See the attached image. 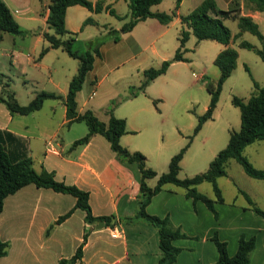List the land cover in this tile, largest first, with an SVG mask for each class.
<instances>
[{
  "label": "crops",
  "instance_id": "0c3cea01",
  "mask_svg": "<svg viewBox=\"0 0 264 264\" xmlns=\"http://www.w3.org/2000/svg\"><path fill=\"white\" fill-rule=\"evenodd\" d=\"M119 1L91 0L90 2L93 5L103 2L104 7L109 6L121 17L115 7ZM204 1L182 0L175 17L169 24H162L157 19H147L135 26L131 32L121 34L118 41L113 39L112 43L115 46L111 56L115 57L116 65H113V69H108L109 64H107V71L103 65L100 67L106 56L103 51L104 60L99 61V57H96L94 68L87 74L82 90L77 95L79 114L90 110L100 121L108 123L112 111L117 118L125 119L129 133L121 137V144L131 152L144 153L147 156L148 166L158 175L168 172L167 166L169 170V163L177 152L172 148L181 144L178 139L181 134H177L178 138H175L174 127H166L165 121H160L158 114L144 106L142 100L138 101L140 97L147 96L154 82L145 92L138 91L144 79L143 72L148 68L142 67V60L148 57L146 56L148 50L159 58L158 67L167 59H172L180 46L181 30L183 28L189 30L182 22V17L189 15ZM214 1L220 10L237 11L240 16H249L254 21L264 14L247 8L243 0ZM4 2L20 25L22 34H26L27 31L18 20L40 24L37 29L31 30L36 38L34 48H39L42 44L43 48L48 47L49 43L45 40L44 33H53L47 25L50 0H40V5L35 7L34 15L28 7L29 10L25 9L23 12L19 9L20 6H29L27 4L32 0ZM126 3L128 5L127 1ZM162 5H165L164 8ZM175 7L174 0H164L159 5L153 6L152 11L170 14ZM101 13L113 16L106 10ZM101 13L91 12L79 5L70 7L66 13V28L76 33V39L80 40V35L89 26L98 25L97 19ZM77 17L79 23L71 27V22ZM89 18L93 22L84 25ZM123 25L117 26L116 29L111 28L108 33L119 31ZM6 34L9 33L0 32V40H3ZM171 34L175 36V42L172 36L169 40H165V37ZM93 35L90 33L91 38L87 40L97 38ZM193 36L191 34L189 40ZM127 37L130 38L129 47L134 53H131L130 57H126L125 54V60L121 62L122 57L118 55L124 54L128 49L125 43ZM159 39L171 43L169 51L164 52L162 46H160L162 51L157 47L156 43ZM44 42L48 45H44ZM217 45H215L217 47L215 59L226 48L220 43ZM89 49L90 46L85 53ZM77 52L83 54L79 49ZM171 52L173 56L170 55ZM53 53H56L58 55L56 57L60 59L63 55L61 53L66 52L62 49H50L41 59L18 50L10 51L8 55L11 57L12 73L19 72L26 76L28 82L38 83V72L47 71L50 73V80L58 89V93H54L66 97L69 84L76 75L79 64L73 71L71 70L67 77L68 82L65 81L62 85L61 82L54 80V74L60 71L59 68H56L55 64L50 65L48 60L49 55ZM126 62H132L128 75L130 72L131 75L136 74L138 83L124 81L120 88H117L118 84L127 78V75L120 73ZM181 64L186 62L173 63L169 69ZM30 68L34 69L35 73L31 74ZM2 75L5 76L3 73ZM203 77H206L204 73L200 75V78ZM105 85L111 88L112 94L102 102L99 94ZM0 91H2L1 87ZM33 99L32 97L30 102ZM136 101L139 104H135ZM123 105H127L125 109L122 108ZM111 106L112 110L109 109ZM88 131L85 122L68 125L67 107L62 99L47 100L40 110L29 115L12 114L4 103H0V145L6 148L11 157L16 160L31 158L33 168L37 172H41L42 169L54 172L57 181L88 192L93 216L112 218L110 225L104 221L90 224L86 221L85 211L75 209L74 196L58 193L50 188H39L34 184L26 185L4 200L3 212L0 214V238L3 242H8L10 247L7 255L0 258V264H60L61 260L72 259L82 244H84L83 257L76 264H159L164 252L160 246L161 236L158 228L143 219H136L142 199V174L138 164L121 160L111 148L110 142L99 134L94 135L88 144L73 148V144L86 136ZM143 131L145 137L141 142L131 137ZM181 139L185 138L181 137ZM183 142L185 143V140ZM156 149L160 151L156 152ZM254 181L257 182L253 183L264 185V180L254 179ZM157 182L158 177L146 180L150 188H154ZM203 184L198 186V190ZM248 192L245 191L257 205L254 195ZM243 197L246 199L244 195ZM211 199H215V196ZM237 200L238 197L232 202L225 199L224 203H215L218 212L216 218L204 202H195L186 196L185 190L174 185H166L151 199L146 211L153 216L169 218L173 227L181 229L188 236L186 239L174 241V245L181 249L174 264H215L219 257L216 245L212 241L215 234L221 241L227 243L230 256L237 253L242 234L247 237L254 236L256 248L251 255L250 264H264V217L257 215L248 201L240 206L235 205ZM72 210L73 213L68 218L59 222L61 217ZM130 219L133 221H128ZM100 222H103V227L97 228Z\"/></svg>",
  "mask_w": 264,
  "mask_h": 264
},
{
  "label": "trees",
  "instance_id": "16d2710c",
  "mask_svg": "<svg viewBox=\"0 0 264 264\" xmlns=\"http://www.w3.org/2000/svg\"><path fill=\"white\" fill-rule=\"evenodd\" d=\"M130 10L129 21L124 23L121 29L111 31L114 34L115 41L120 39V35L131 32L135 26L147 19H157L162 24H169L176 15L182 0H174L176 2L175 10L172 13L153 12L152 7L159 5L164 0H126ZM245 6L253 11L264 13V0H243ZM82 6L91 12L101 13L104 10L109 11L111 15L123 20L116 14L115 10L109 6L104 7L103 2L93 5L89 0H50L49 15L47 25L53 33H44L45 40L49 46L43 48L39 58H43L50 49H62L70 57L79 60V68L76 75L69 84V90L66 97L54 92L41 91L36 94L34 99L26 106H22L17 101L14 92L7 90L9 83L4 82V75H0V84L5 88L4 94L0 95V103H4L12 114L29 115L40 110L47 100H63L67 107L68 125L74 122H85L88 126L86 136L76 141L73 148L79 145L88 144L94 135L104 136L111 144V148L116 152L121 160L125 162L137 163L142 174L140 209L136 219H143L158 228L161 241L160 246L164 252V256L159 264H174L181 249L174 245V241L186 239L188 236L178 228L173 227L169 218H160L148 214L147 206L151 199L157 195L166 185H174L185 190L186 196L192 198L193 201H202L211 210L215 217L218 218V212L215 209V203H224L225 199L221 189L217 184V180L227 176V165L232 159L237 161L245 173L253 179L264 180V170L256 168L245 156V149L258 141H264V85H260L254 78L253 86L255 91L247 100L233 97L232 103L240 109L241 128L239 131H233L227 146L222 149L216 157L210 162L207 171L197 174L191 178L181 179L179 173L181 171V161L186 151L191 146L194 136H196L203 125L213 119L214 111L219 102L220 94L226 80L231 76L237 67L238 51L229 47L233 35L229 27L224 23L227 19H235L238 21L240 34L249 32L255 35L264 44V35L260 31L259 25L249 16H240L237 11L220 10L214 0H205L189 15L182 17V22L186 25L180 33V46L176 50L172 59L164 61L160 67H150L143 72L144 79L138 88V91L145 92L146 88L158 77L164 75L169 67L176 62H188L184 57L185 45L193 34L198 41L211 40L216 41L226 48L220 52L214 61V65L219 69L220 77L217 84L208 83L207 90L210 94V104L205 114L198 118V124L194 129V134L188 137V142L174 155L169 163L167 173L158 175L156 171L151 169L147 164V158L141 152H131L125 148L120 140L121 137L129 133L125 119L117 118L111 111L110 121L104 123L90 110L83 114L78 112L77 95L82 90L86 76L94 68L96 57H100L99 45L94 41L89 42L90 49L84 54H80L73 49L76 42V33H72L66 28L67 9L73 6ZM93 22L91 18L84 22V25ZM0 32L13 35H20L23 31L17 20L12 14L9 7L3 0H0ZM240 47L255 51L264 60V49L260 50L247 41H242ZM133 96L135 93L132 94ZM158 177L157 185L150 188L146 180ZM211 183L213 186L215 199L202 194L198 190V186L203 183ZM34 184L39 188H50L58 193L69 194L76 198L75 209H81L86 213V221L94 224L98 221H104L110 225L111 217H94L89 204V193L79 189L76 186L67 185L59 182L55 178L54 172L42 169L37 172L33 168V160L31 158L14 159L7 152L3 145H0V214L3 212L4 200L11 194L26 185ZM243 194L251 209L257 214L264 217V210L259 208L250 196L244 191ZM73 213V210L67 215L61 217L59 222L64 221ZM128 221H133L130 219ZM215 243L219 257L215 264H250L251 255L256 248V238L254 236L247 237L242 234L237 253L230 256L227 249V243L221 241L217 234L212 237ZM10 244L3 242L0 238V258L7 255ZM84 244L80 245L75 256L70 260H61L60 264H76L83 257Z\"/></svg>",
  "mask_w": 264,
  "mask_h": 264
},
{
  "label": "rangeland",
  "instance_id": "374dc122",
  "mask_svg": "<svg viewBox=\"0 0 264 264\" xmlns=\"http://www.w3.org/2000/svg\"><path fill=\"white\" fill-rule=\"evenodd\" d=\"M3 1H11V3H14L12 0ZM27 5L29 6H20L19 9L22 12L25 9H31L30 12H33L32 14L34 15L35 7L40 5V0H32V2ZM162 6V8H164L165 5ZM115 7L117 12L123 17V20L107 15L106 13H101L97 19L98 25L89 26L84 33L80 35V40L77 39L73 48L75 51H78V49L83 51L82 53L84 54L89 47L88 43L90 41L96 42L102 53V57H99V61L104 60L103 51L106 53L105 61L101 62L100 65V67L104 66L103 68H105L106 71L107 64H109L108 69H113L117 63V61L114 60L115 57L112 58L111 56L112 49L115 46L112 43L114 34H109L108 31H110L111 28L116 29L117 26L123 25L129 21V7L126 0H120ZM26 15H31V13H26ZM15 16L19 17V15ZM18 21L27 32L25 31L26 34L20 35L6 34V37L3 40H0V75H2V73L5 74V82L9 83V88L6 89L14 92L19 104L28 105L32 97H35L36 93L40 91L58 93V89L50 80V73L47 71L43 73L38 72V83L32 81L28 82L26 76H23L19 72L14 71L12 73L11 57L8 55L10 51L18 50L38 59L40 52L44 47L42 44L39 48H34L36 38L31 32V30L37 29V26L40 24L23 22L22 19ZM79 21V17L75 18L74 21L71 22V27H75ZM255 22L259 25L260 31L264 35V14H262ZM225 24L229 27L233 35L231 47L238 51V64L223 85L213 120L207 121L203 125L200 132L194 136L190 148L184 155L179 174V178L181 179L191 178L207 171L213 158L219 153V151L227 146L230 134L233 131L240 130L241 113L240 109L233 105V97L236 96L243 100L249 99L255 91L252 80L253 78L260 85H264V60L255 51L241 48L239 43L241 41H247L260 50L264 49V44L255 35L249 32H244L239 35L240 30L237 20L227 19L225 20ZM90 33L94 34L93 36L97 38L88 41L87 38H91ZM171 36L173 37L172 40L175 42V36L173 34L165 37V40H169ZM129 39L130 38L127 37L125 40L126 48L128 49L124 54L118 55L119 57H122V59H120L121 62L125 60V54L126 57H130L131 53H134V50L129 47ZM163 40L159 39L157 41V47H159L161 51L162 49L164 52L169 51L171 43H165ZM217 44V42L211 40L200 42L195 36L191 37V39L187 41L184 54L188 62L170 68L167 73L154 80L151 85L152 87L150 86L149 89L151 91L149 92L148 90L147 96L138 99V101H143L142 104H144V106H147L155 114H158L157 116L160 121H165L166 127H174L173 132L175 138L179 133L181 134V137L185 138L184 143V140L181 139V137H177L181 144L172 148L174 151H177L175 154L179 153L180 150L184 148L188 141L187 137L194 134V129L198 124V118L205 114L207 110L210 102V94L207 90V84L213 83L216 85L218 82L220 72L214 65V59L217 52V47H215V45L218 46ZM44 45L47 46L48 43L44 42ZM160 46H162V49ZM61 54H63L62 57L58 59L56 57L58 55L53 53L49 55L48 60L50 65L55 64V67L60 70L58 73L54 74V80L56 82H61L62 85H64L65 81L66 83L68 82L67 77L71 73V70L73 71V69H75L80 63L78 59L70 57L67 53ZM170 55L173 56L174 54L171 52ZM146 56L148 57L142 60V67L145 66L150 68L158 67V65H160L159 58L153 56L151 50H148ZM131 64L132 62H126L125 66L121 68L120 73L122 75H127V78L122 80L117 88H120V85L123 84L124 81L132 82L134 84L138 83V77L136 74L131 75L132 73L130 72L128 75ZM30 71L31 74L35 73L34 69L30 68ZM202 73H204L206 77L200 78ZM0 87L2 90L0 91L1 95H3V90H5V88L3 85H0ZM111 94V88L105 85L99 94V98L103 102L108 99ZM138 101H136L135 104H139ZM123 106L124 107L122 108L125 109L127 105ZM109 109L112 110L113 107L111 106ZM39 124L42 125L41 122H39ZM131 137L138 142H141L145 137V132H140ZM159 151L160 149H156V152ZM244 154L254 166L257 165L258 167H262V169L264 168V141H258L249 145ZM226 170L228 175L217 180V184L226 201L232 202L238 197V200L236 201L237 204L235 205L240 206L246 204L247 200L240 194V190L244 192L249 191L254 195V198L258 203L257 205L264 209V185L253 183L257 181H254V179L248 176L241 165L234 159L228 162ZM199 191L210 198L215 196L213 186L208 182L199 187Z\"/></svg>",
  "mask_w": 264,
  "mask_h": 264
},
{
  "label": "water",
  "instance_id": "95a60500",
  "mask_svg": "<svg viewBox=\"0 0 264 264\" xmlns=\"http://www.w3.org/2000/svg\"><path fill=\"white\" fill-rule=\"evenodd\" d=\"M97 228H102L103 227V222L99 223V226H96Z\"/></svg>",
  "mask_w": 264,
  "mask_h": 264
}]
</instances>
